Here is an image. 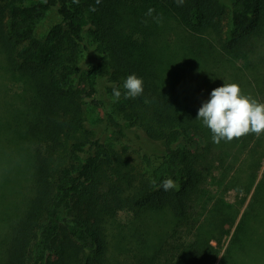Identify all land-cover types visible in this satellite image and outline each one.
I'll list each match as a JSON object with an SVG mask.
<instances>
[{
	"label": "trees",
	"instance_id": "1",
	"mask_svg": "<svg viewBox=\"0 0 264 264\" xmlns=\"http://www.w3.org/2000/svg\"><path fill=\"white\" fill-rule=\"evenodd\" d=\"M93 7L96 11L90 10ZM150 8L155 9L152 15H148ZM227 8L234 38L225 47L227 63L221 69L213 64L217 62L210 52L213 48L207 47L202 35ZM53 11L61 21L39 36V28ZM262 13L264 0H184L182 6L176 0H101L99 4L96 0H0V37L6 29L11 44L6 41L4 46L10 64L31 80L38 95L36 106L42 110L32 120L34 114L29 115L28 109L18 110L7 122L14 138L26 132L41 137L26 141L31 150L28 145L39 139L37 152L31 151L32 195L25 214L11 228L4 264H112L101 228V209L108 203L101 196L106 189L121 188L120 182L130 174L123 156L93 133V118L88 114L92 106L103 109L110 123L134 127L150 145L140 149L151 178L127 201L151 200L156 222H165L158 228L150 217L148 223L132 225L130 240L144 241L153 232L163 238L150 254L135 255L127 264H264V178L243 215L241 209L257 174L249 179L239 169L233 185L226 187L245 194L237 208L220 199L212 203L213 194L205 187L216 163L234 165L233 148L252 147L254 152L264 139L251 134L217 145L210 129L196 119L202 103L210 99L209 82L215 75L229 78L226 84H239L244 94L259 102L264 100V92L247 86L248 76L256 75L254 69L263 77L255 79L264 81V65L250 64L257 47L264 64ZM174 31L178 35L184 31L180 39L186 32L190 36L182 37L184 44L173 46L167 38ZM88 51L90 60L81 62ZM239 59L245 60L239 69L247 77L238 73ZM200 65L207 81L182 82L183 90L177 89L170 76L177 69L191 73L190 68L196 71ZM130 74L143 79L144 93L125 99L123 84ZM244 77L249 78L247 83L242 82ZM183 78L187 79L185 74ZM114 87L121 97L112 100V115L106 100ZM39 118L44 125L37 123ZM0 129L5 130L1 124ZM190 133L205 140L196 152L184 145ZM42 141L46 148L39 147ZM133 147L127 144L123 150L127 153ZM169 178L175 188L156 187ZM117 203L122 205L120 197L115 198ZM200 206L205 207V221L184 242L182 235L186 238L196 228L193 223ZM239 220L226 255L219 259L212 242L220 246L225 229Z\"/></svg>",
	"mask_w": 264,
	"mask_h": 264
},
{
	"label": "rangeland",
	"instance_id": "2",
	"mask_svg": "<svg viewBox=\"0 0 264 264\" xmlns=\"http://www.w3.org/2000/svg\"><path fill=\"white\" fill-rule=\"evenodd\" d=\"M262 20L264 22V14H261ZM61 18L56 11L50 13L49 17L44 21L41 27L38 30L39 36H44L48 30L56 23L60 22ZM184 31H182L183 33ZM182 33L178 35L176 31L169 33L167 42L176 45L177 43H182V37H187V40L190 36V33L186 32L180 39ZM3 38L0 37V124L4 131L0 129V264H4L7 249L9 248V235L11 234V228L15 225L18 220H20L25 214L27 200L30 199L32 195V186H31V174L32 168L30 171V162H31V151L32 153L37 152V143L39 139L33 145H28L26 141L29 138H40V134H29L28 132L23 134H18L15 138L12 135L10 129L7 126H10L7 122L12 120V117L19 110L28 109V114L32 115L31 120L36 118L37 114H41L42 110L38 109L36 106V90L34 88L31 80L28 79L27 75L23 73L15 72L12 69L10 64L7 50L4 46V42L9 40V35L6 29L2 34ZM8 35V36H7ZM202 35V34H201ZM203 38L206 40L205 43L207 47L213 48L210 49L212 56L215 57L217 62H214L215 67H222L225 65L226 58L228 57L225 47H227L234 36L231 32L230 21H229V8L226 9L225 13L221 16H218L214 26L207 31ZM167 37V36H166ZM184 44V42L182 43ZM189 45V44H187ZM91 51H88L82 56L81 62H88L90 59ZM254 57L251 59L250 64L264 65L261 62L260 57V47L254 49ZM94 58V57H93ZM180 60V59H179ZM244 59H239L237 61L238 73L242 76L243 74L247 77V74L242 72L239 68L244 67ZM177 69V67H176ZM203 66L200 65L196 71L191 73L187 70H182L185 73L178 71L177 73L170 76L177 82V89L183 90L182 82L185 84H201L206 82L207 78L204 75L202 70ZM256 75H252L250 72L246 71L248 74L249 80L244 77V83H247V80L252 83H248L249 89H255L257 92H264V81L256 80L255 78H263L262 73L259 72V69L253 70ZM187 79L184 80L183 75ZM256 76V77H255ZM222 79L219 75H215L212 81H210L209 93L217 87L223 86V84L228 80ZM259 81V82H258ZM259 84L262 86V91L259 90ZM253 87V88H251ZM263 98V97H260ZM114 99L113 94H109L107 97L106 103L110 107V113L113 115L114 112ZM261 103H264V100H260ZM35 107L38 109V113H35ZM31 108V109H29ZM94 123L93 133L101 136L107 140L109 146L116 152L120 153L123 158L128 162L126 169L129 172V176L123 178L120 187H113L104 190L105 194L101 196V200L106 201L108 204L101 213L103 216V222L101 228L106 234L108 242V254L111 256L112 264H127L134 258L135 255L138 256L150 254L151 251L157 247V244L162 241V234L150 233L148 238L144 241L132 239L130 240V235L132 233V225L137 224L141 221L148 223L149 218L151 217V222H156L158 215L154 212L153 202L148 200L147 203H144L140 197V201H132L130 204L127 201V198H133L137 194L138 190L149 182L151 178L152 170L146 165L143 159V153L140 147L145 149L149 148L148 142L141 140V135L129 125H117V123H110L108 119L104 116V110L92 106L89 108V113ZM120 114V113H119ZM86 116V114H85ZM109 118V117H108ZM44 119V118H43ZM41 118L37 120V123L44 125V122H41ZM110 123V124H109ZM6 124V126H5ZM24 125L25 130L28 128V124ZM13 131V130H12ZM248 136H252L251 134ZM212 138V136H211ZM245 138V137H243ZM253 138L263 140L264 135L257 137L253 134ZM255 139V140H256ZM39 147L46 148L45 142H40ZM127 144L134 145L133 149L124 152V146ZM184 145L187 149L196 152L205 146V140L202 136L197 134H189L188 139L184 142ZM151 148V147H150ZM234 160V165H221L216 163L215 168L212 173H208L207 182H205V187L208 188L213 194L212 203L217 199L222 200L224 203H227L229 206L237 208L236 206L240 205V201H237L242 197H245V194L238 193L236 189L226 190V187L232 184L233 180H236L238 177V170L243 169L248 174V178L251 179L254 175L257 174V180L255 185L252 188V191L247 199V202L242 207L240 214L243 215L246 210L252 194L255 192L256 186L261 179L264 178V141L256 147L255 151L252 152V147L246 149L245 146L233 148L232 151ZM253 153V154H252ZM158 162V161H156ZM222 166L225 168L222 169ZM29 169L28 172L24 173V170ZM225 170V171H224ZM23 174L21 175V172ZM30 172V173H29ZM28 177H25L27 176ZM222 178H225V182H222ZM26 196V200H25ZM122 199V205L120 199H118L116 204H114L115 198ZM241 198V199H242ZM240 199V200H241ZM106 210V211H105ZM107 210H111L108 211ZM197 210V209H196ZM77 212V210H76ZM139 214V219L137 215ZM205 207L200 206L197 210L195 217V229L187 233L186 238L182 235L183 241L186 242L190 239L191 235L194 234L197 227L204 223L205 219ZM240 219V217H239ZM201 220V222H199ZM241 220V219H240ZM235 223L231 228L225 229V234L223 237L222 244L218 246L216 242L212 244L217 247L219 252V259L223 255H226V251L230 244L232 243L236 228L240 222ZM164 219H161L157 223L158 228H162L164 224ZM206 228V226L204 227ZM241 251V250H240ZM242 260V259H241ZM240 261V260H239ZM218 264V263H217Z\"/></svg>",
	"mask_w": 264,
	"mask_h": 264
},
{
	"label": "clouds",
	"instance_id": "3",
	"mask_svg": "<svg viewBox=\"0 0 264 264\" xmlns=\"http://www.w3.org/2000/svg\"><path fill=\"white\" fill-rule=\"evenodd\" d=\"M78 3L79 0H73ZM101 0H96L99 4ZM178 6H182L184 0H176ZM96 11V8H91ZM155 9H149L148 15H152ZM123 88L126 90L124 98H137L144 93V82L135 74H130L124 81ZM113 96L115 100L121 97V91L114 87ZM147 102V101H145ZM203 125L210 129L213 143L219 145L224 142H231L233 139H240L250 134L257 137L264 135V103L243 93L237 83H224L223 86L213 89L210 99L203 102L198 110L197 118ZM155 185V181H151ZM164 191L176 187L172 179L162 181Z\"/></svg>",
	"mask_w": 264,
	"mask_h": 264
}]
</instances>
